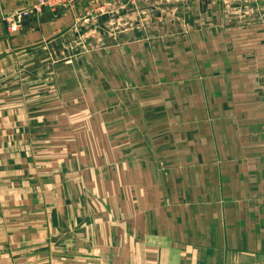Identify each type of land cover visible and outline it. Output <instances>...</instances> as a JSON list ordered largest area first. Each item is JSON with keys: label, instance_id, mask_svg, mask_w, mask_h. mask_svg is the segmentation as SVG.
<instances>
[{"label": "crops", "instance_id": "0c3cea01", "mask_svg": "<svg viewBox=\"0 0 264 264\" xmlns=\"http://www.w3.org/2000/svg\"><path fill=\"white\" fill-rule=\"evenodd\" d=\"M95 7L0 23V264H264V0Z\"/></svg>", "mask_w": 264, "mask_h": 264}, {"label": "built area", "instance_id": "2783aa9c", "mask_svg": "<svg viewBox=\"0 0 264 264\" xmlns=\"http://www.w3.org/2000/svg\"><path fill=\"white\" fill-rule=\"evenodd\" d=\"M90 4L96 5L93 17L103 18L105 16L113 18L119 16L121 13H126L127 8L133 6L138 0H88ZM80 0H36L35 3L28 6L26 9L17 10L5 16L0 20V23L6 25L8 34L17 33L22 24L29 19H32L44 10L48 9L51 12H57L62 9H69L72 6L79 4ZM92 16L82 17L76 25L80 28L86 29Z\"/></svg>", "mask_w": 264, "mask_h": 264}, {"label": "rangeland", "instance_id": "374dc122", "mask_svg": "<svg viewBox=\"0 0 264 264\" xmlns=\"http://www.w3.org/2000/svg\"><path fill=\"white\" fill-rule=\"evenodd\" d=\"M130 8H127V11L129 10ZM126 11V12H127ZM125 14V13H124ZM121 15V14H120ZM125 17V16H124ZM108 19H111V17ZM133 22L132 21H127L126 19L125 20H122V22H119V23H116L114 24L113 26H110L104 30L103 34L107 35V33H112V34H115V35H118L122 32H125V31H128V30H131L132 28H134V26L132 25ZM133 26V27H132ZM90 30H83L82 32H78L80 35H84V34H87ZM109 39V38H108ZM107 40V39H106Z\"/></svg>", "mask_w": 264, "mask_h": 264}, {"label": "water", "instance_id": "95a60500", "mask_svg": "<svg viewBox=\"0 0 264 264\" xmlns=\"http://www.w3.org/2000/svg\"><path fill=\"white\" fill-rule=\"evenodd\" d=\"M106 19H108V17H107V16L103 17L101 20H106Z\"/></svg>", "mask_w": 264, "mask_h": 264}]
</instances>
